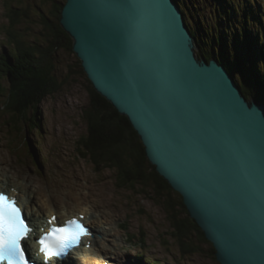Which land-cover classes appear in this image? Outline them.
Wrapping results in <instances>:
<instances>
[{
  "label": "water",
  "instance_id": "obj_1",
  "mask_svg": "<svg viewBox=\"0 0 264 264\" xmlns=\"http://www.w3.org/2000/svg\"><path fill=\"white\" fill-rule=\"evenodd\" d=\"M92 87L128 119L218 264H264V102L198 56L175 0H65Z\"/></svg>",
  "mask_w": 264,
  "mask_h": 264
},
{
  "label": "rangeland",
  "instance_id": "obj_2",
  "mask_svg": "<svg viewBox=\"0 0 264 264\" xmlns=\"http://www.w3.org/2000/svg\"><path fill=\"white\" fill-rule=\"evenodd\" d=\"M258 2V9L253 8L255 14L264 16V0ZM223 3L222 0H193L190 4L193 15L191 24L194 28L196 24L199 26L197 29L204 38V51H207L210 42L213 43L215 27L219 26L222 35L226 36L227 28L221 21L222 16L226 17V12L221 11L226 6ZM10 6L24 10L27 16L15 27V32L26 41L36 40L41 46H47L48 30L43 25L42 18H50V3L45 0H0V67L3 65V55L10 54L12 48L7 40ZM250 34L255 33L251 31ZM77 60L75 54L63 51L55 56L54 75L60 89L40 104L35 120L37 129L30 131L32 124L28 121L27 126L21 125L22 132L17 133L12 125H6L7 117L4 114L7 112L0 110V156H5L12 167L6 174L11 182L10 189H15V182L21 185L28 183L25 177L47 186L46 182L52 179L55 168L64 173L73 172L77 176L72 177L63 190L56 194L57 204L43 202L42 214L53 207L62 215L65 212L84 214L89 207L85 185L106 191L110 200L105 206L112 213L110 224L112 233L115 234L112 238L108 237L107 243L116 251V254H111L115 259L107 260L110 257L103 255L110 264H116V261L120 264H134L136 261L142 264H218L210 258L206 246L203 247L204 252L182 255L171 236L172 228L167 214L154 202L153 192L142 191L140 187L135 191L120 189L112 170L105 169L96 173L93 165L81 158L76 144L87 133L83 111L89 105L90 95L88 83L79 72ZM10 84L7 79L0 80V106L6 99L1 94L7 95ZM30 114L31 112L26 114V120ZM17 191L25 201L28 195L23 194L20 189ZM29 213L31 214V210ZM93 214L91 222L102 224V209H97ZM122 225L126 230L122 229ZM140 232L144 244L140 241ZM114 245L117 249H114Z\"/></svg>",
  "mask_w": 264,
  "mask_h": 264
},
{
  "label": "trees",
  "instance_id": "obj_3",
  "mask_svg": "<svg viewBox=\"0 0 264 264\" xmlns=\"http://www.w3.org/2000/svg\"><path fill=\"white\" fill-rule=\"evenodd\" d=\"M45 1L50 3L51 8L50 18H42V23L48 30L47 46H41L36 40L26 41L19 36L15 27L27 17L26 12L11 6L8 9L10 27L7 30V40L12 48L10 54L3 55L0 80L7 79L11 84L7 95L1 94L6 99L0 110L7 112L4 114L7 117L6 125H12L17 133L22 132L21 125L27 126L28 121L32 124L30 131L37 129L35 120L40 104L60 89L54 75L55 56L60 51L74 54L72 39L59 23L65 0ZM175 1L184 14L192 36L197 40L198 56H203L206 60L217 59L236 78L246 97L252 96L264 102V16L255 14L253 9L260 6L258 0H222L226 8L222 7L221 11L226 12V17L222 16L221 21L227 28V33L223 36L219 26L215 27L213 43H209L207 51L203 48L204 38L198 32L199 26L196 24L194 28L191 24L193 15L190 4L193 0ZM251 31L255 34L251 35ZM77 65L88 83L90 95L89 105L83 111L87 133L76 144L81 158L88 160L96 173L105 169L112 170L120 189L135 191L140 187L142 191L153 192L154 202L167 214L172 228L171 236L182 255L204 252L203 247L206 246L208 255L215 260L213 246L206 240L198 224L191 219L182 197L150 164L143 144L128 119L96 93L78 60ZM30 112L31 116L26 120L25 116ZM8 133L12 134L9 130ZM122 228L125 229L124 226ZM140 236V241L144 244L141 232ZM134 264L142 263L136 261Z\"/></svg>",
  "mask_w": 264,
  "mask_h": 264
},
{
  "label": "bare ground",
  "instance_id": "obj_4",
  "mask_svg": "<svg viewBox=\"0 0 264 264\" xmlns=\"http://www.w3.org/2000/svg\"><path fill=\"white\" fill-rule=\"evenodd\" d=\"M0 166H1L0 191L9 192L11 195L17 198L19 204L24 206V211L27 217L29 218V220L31 221V224L35 230L40 231V228L42 225H44L46 219L53 215H56L57 217L60 218L61 224H63L64 221L67 219L77 217L76 213L65 212L63 215L59 214V212H56L57 210H55V207H53L51 210L46 212V214H42L43 211L41 210L44 206L43 204L44 201H51L53 202V204H57L56 194L60 193L63 190V188L67 185V183L70 181L72 177L77 176L73 172L64 173L61 172L60 169L55 168L53 170L54 175L52 179L49 182H46L48 183L47 186H45V184L40 181L35 182L34 179L25 177L28 183L25 184L22 183L21 185L20 183L15 182L14 183L15 189H10L11 182L9 176L6 174L11 171L12 167L10 166L8 159L5 156H0ZM35 183L36 185H33ZM83 184L85 185L84 182ZM85 187L88 190L86 201L89 206L85 214L93 215V213H96L97 209H102L101 219H103V221L100 222L102 224L96 223L97 225L96 224L92 225L91 221L88 223V226H91L93 228V232L96 235L95 238L93 239V248L91 251L84 250L82 253L81 250L76 251L74 253V256H76L77 259H80L82 256H87L86 258L81 260L82 262L81 264L88 262V260H90L89 261L90 264H109L106 262L107 260L104 258L103 255L110 257V259L111 258L114 259L108 254L110 253L116 254L115 253L116 251L113 250V247H111L107 243L109 241V238L115 235L114 233H112L111 224H110V218L112 216V213L109 212L105 206V203H107L110 200V197L109 194H107L106 191L104 190L96 189L89 185H85ZM18 189H20L23 192V194L28 195V198L25 201L18 193L17 191ZM35 201H36V205H35ZM27 208L29 209V211ZM30 210H31V214L29 213ZM39 234L40 232L38 233V235ZM29 244L31 245L33 244L32 238L28 242V246H30ZM97 248H99V250H97ZM114 249H117L115 248V245H114ZM74 264H79V263L74 262Z\"/></svg>",
  "mask_w": 264,
  "mask_h": 264
},
{
  "label": "snow or ice",
  "instance_id": "obj_5",
  "mask_svg": "<svg viewBox=\"0 0 264 264\" xmlns=\"http://www.w3.org/2000/svg\"><path fill=\"white\" fill-rule=\"evenodd\" d=\"M30 231L16 200L0 192V264H29L21 241ZM87 234L88 230L75 219L61 227L53 226L38 241L45 264L50 257L66 255L69 249L79 245L80 237Z\"/></svg>",
  "mask_w": 264,
  "mask_h": 264
}]
</instances>
